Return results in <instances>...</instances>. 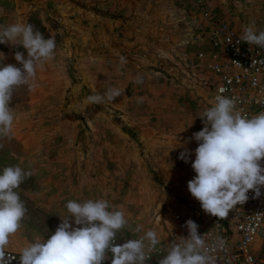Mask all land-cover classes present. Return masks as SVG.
<instances>
[{
    "label": "rangeland",
    "instance_id": "374dc122",
    "mask_svg": "<svg viewBox=\"0 0 264 264\" xmlns=\"http://www.w3.org/2000/svg\"><path fill=\"white\" fill-rule=\"evenodd\" d=\"M192 1L0 0V25L29 23L56 41L36 86L15 90L11 139H0V172L16 165L32 172L17 189L27 211L7 249L47 239L68 201L100 198L125 212L117 233L124 242L150 229L161 241L180 183L196 175L191 138L213 105L194 65L201 19ZM204 1L240 33L253 21L260 28L264 0ZM15 51L26 56L0 44L6 64L17 63ZM109 88L121 95L89 104ZM184 148L192 151L188 163L178 158Z\"/></svg>",
    "mask_w": 264,
    "mask_h": 264
},
{
    "label": "clouds",
    "instance_id": "9594fccd",
    "mask_svg": "<svg viewBox=\"0 0 264 264\" xmlns=\"http://www.w3.org/2000/svg\"><path fill=\"white\" fill-rule=\"evenodd\" d=\"M242 40L264 47V30L250 22L244 28ZM0 44L26 51V56L15 51L16 64H6L7 57L0 52V139H11L15 116L10 103L15 90L36 86L37 71L54 57L56 41L54 37L45 38L32 24L11 23L0 25ZM120 61L126 63V58L121 56ZM135 83H143V78L138 75ZM120 95L119 88H109L103 95H90L87 100L90 105L102 104ZM200 118L203 127L191 138L198 145L191 162L196 175L187 187L205 213L225 218L235 206L249 199L250 190L254 192L253 198L262 195L264 112L249 117L237 110L235 98L220 94ZM3 147L0 144V149ZM191 155L192 151L184 148L178 158L188 163ZM31 175L30 170L18 165L6 166L0 172V264H11L15 259L6 250L27 211L17 189ZM66 209L68 215L61 218L47 239H36L21 250L20 264H103L108 253L111 264H146L151 258L148 253L160 243L157 232L150 229L137 239L117 244V233L128 222L125 212L106 199L70 200ZM185 226L188 236L168 243L167 255L158 264H213L204 235L198 233V224L189 219ZM135 231H140L139 226Z\"/></svg>",
    "mask_w": 264,
    "mask_h": 264
},
{
    "label": "built area",
    "instance_id": "2783aa9c",
    "mask_svg": "<svg viewBox=\"0 0 264 264\" xmlns=\"http://www.w3.org/2000/svg\"><path fill=\"white\" fill-rule=\"evenodd\" d=\"M192 11L201 19L192 37L195 68L200 72V82L209 90L212 104L217 95L235 98L236 108L249 117L264 112V47L249 45L242 40L243 33L231 24L219 20L204 0H193ZM259 30H264V11ZM221 90H223L221 92ZM180 183V199L170 215L169 226L159 244L148 253L146 264H158L167 255L168 243L178 237H187L185 222L198 224V233L213 264H264V187L262 195L237 205L225 218L207 214L188 191L187 183ZM124 241L116 236V243ZM20 264L19 254L6 250ZM103 264H111V253Z\"/></svg>",
    "mask_w": 264,
    "mask_h": 264
}]
</instances>
